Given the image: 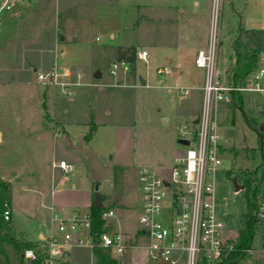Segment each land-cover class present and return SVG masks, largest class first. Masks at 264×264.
Wrapping results in <instances>:
<instances>
[{"label": "rangeland", "instance_id": "374dc122", "mask_svg": "<svg viewBox=\"0 0 264 264\" xmlns=\"http://www.w3.org/2000/svg\"><path fill=\"white\" fill-rule=\"evenodd\" d=\"M116 1L14 0L11 10L0 11V130L12 133L10 141L0 144V158L5 175L17 173L19 180L9 185L14 216L17 225L29 231L33 239L38 226L46 228L45 222L55 228L48 219V205L69 215L73 210L86 211L87 201L95 197L84 154L71 148L68 141V135L76 139L77 135L92 133L88 144L101 162L113 167L110 178L97 190L103 206L115 212L108 222L114 230L132 235V245L125 254L111 252L112 256L121 264H166L149 261L142 247L145 239L133 236L140 228L138 172L145 167L167 171L174 154L184 151L179 134L197 130L192 118L201 110L202 91L185 74L189 91L179 94L155 69L166 64L167 58L159 49L165 42L189 39L191 45L207 49L213 0L209 11L200 7L196 12L178 14L172 10L170 18L154 22L145 20L143 7L133 9L127 6V0ZM245 2L220 0L217 60L221 69L234 55L232 33L240 25L239 12ZM13 12L17 14L12 16ZM135 21L138 45L150 53L148 64L139 60L135 45L122 47L118 44L121 38L112 41L107 35L108 28L122 30L123 25ZM246 33L239 36V48L252 39ZM57 34L66 35V39L57 40L54 55L52 38ZM152 41L157 43L156 48L149 46ZM256 52L260 53L259 48ZM119 61H125L130 69L112 75L110 66ZM54 66L81 71L79 84L71 85L70 94L37 79V73H46ZM259 68L264 69V63L256 62L254 69ZM96 72L101 73L99 78ZM192 72L200 85L203 70L194 66ZM140 74L147 79L145 85L138 80ZM224 74L227 77V69ZM71 80L77 82L75 77ZM241 93L242 107L226 100L216 104L215 110L218 133L228 143L220 146L222 164L213 173L214 207L233 238L244 227L246 212L245 191L236 192L234 181L243 186L248 179L259 186L264 182V139L261 149L257 132L247 123V118L254 115L264 124V92ZM164 116L171 117L166 124L161 122ZM61 159L72 164L71 172L51 170V161ZM54 174L55 180H60L49 196ZM261 230L262 226L256 224L253 248L259 246ZM91 251L73 247L75 264H96ZM0 264H5L3 256ZM239 264H264V253H248Z\"/></svg>", "mask_w": 264, "mask_h": 264}, {"label": "built area", "instance_id": "2783aa9c", "mask_svg": "<svg viewBox=\"0 0 264 264\" xmlns=\"http://www.w3.org/2000/svg\"><path fill=\"white\" fill-rule=\"evenodd\" d=\"M2 7L9 8L8 0ZM221 8L220 0H213L210 14L209 42L206 50H199L194 58V66L204 71L201 86L202 107L195 122V132L181 131L179 139L188 141L184 151L177 155L167 174H159L154 169L142 168L138 172L140 212L135 236L145 239L146 257L152 262L166 264H220L235 251L234 238L225 230V224L217 217L214 207L213 173L222 164L220 146L225 143L218 133L215 119L216 104L231 100L235 92H263L261 81L264 69H252L237 83H230L218 67L220 41ZM139 60L149 63V52L140 48ZM130 69L125 61L112 62L110 73H126ZM156 74L164 79L174 72L170 64L158 66ZM82 74L57 66L46 73H37L39 81L58 85L63 93L70 94L71 85L79 84ZM75 77L76 81L71 79ZM179 94H187L185 87L175 84ZM53 167L63 173L72 171V164L65 160L54 161ZM51 210V222L56 224L44 240L47 245L42 264H61V255L69 248L85 247L92 249L98 245L119 256L131 247V237L119 230H102L92 233L90 211L73 210L69 215L55 206ZM257 224L262 226L258 248L245 250L246 254L264 253V182L259 186ZM11 216L10 209L4 211V218ZM115 216L113 209H103L101 218L108 220ZM24 259L34 264L38 256L33 249H25Z\"/></svg>", "mask_w": 264, "mask_h": 264}, {"label": "crops", "instance_id": "0c3cea01", "mask_svg": "<svg viewBox=\"0 0 264 264\" xmlns=\"http://www.w3.org/2000/svg\"><path fill=\"white\" fill-rule=\"evenodd\" d=\"M3 1L4 0H0V11H3L4 9L11 10L14 7V0H8V5L10 6L9 8L2 7ZM118 1L119 0L116 1L117 2L116 4H118ZM211 1L212 0H127L126 3H127V6H130V8H133V9L143 7L147 12L146 15H143L145 20H148L150 22H154L157 20H165V19L170 18L169 13L172 10L177 11L178 14H181L184 11L188 12V10H190L192 12H196L200 7L205 8L206 10L208 9V11H209L210 7H211ZM16 14L17 13L13 12L11 15L15 16ZM239 17H240V25H239L238 29H236V32L232 33L233 37L237 36V33H238L237 37L239 40V36H241V34H243V32H247L246 33L247 36H252V39H250V42L245 44V47L239 48V50L242 52H247V51L254 52L257 56L256 62L259 61V62L264 63V0H246L241 11L239 12ZM137 22L138 21H135L133 23V25H129V26L123 25L122 30H121V28H118V29H113L112 27L108 28L107 29V35L109 37V40L116 41L117 39L121 38V40L119 41L118 44H120L122 47H126L129 45H135L137 48L136 51H138V49H140V48L146 49L148 51V49L146 47H142V46L138 45L139 41L137 39V27H138ZM209 28H210V26H209ZM250 29H252L253 32H251ZM64 31L66 32V29H64ZM65 32H64V34H65ZM251 33H254V34H251ZM60 36H61L60 34H57V35H53V38H52V42L54 44V48L52 49V51H53L54 55L56 54L55 53V47L57 44V40H65L66 39V35L63 37H60ZM233 37H232V41H233ZM166 41H168V40L166 39ZM156 44H157L156 42L152 41L149 44V46L151 48H156V46H157ZM165 44L166 45L161 46L159 49H161L164 52V56H165V58H167L165 60L166 64H170V62H172V60H173V65H171V64L170 65L174 67V72L170 76L165 78L164 82L171 81L172 82L171 86L173 89H174L175 84H177L179 86L185 87L187 89V91H189V89L187 88V84L184 80V75L187 74L188 80L189 81L192 80L193 82H195L196 87H198V89L201 90V86H202L203 80H204V73H203L202 82L200 85H198L197 78L194 76V74L192 72V69L194 67V63L192 60H194L197 52L199 50H201L202 48L191 45V43H189V39H185L184 41H176L175 43H169V44L165 42ZM256 48L257 49L259 48L260 53L257 54ZM47 50L49 51L51 49H47ZM149 56H150V53H149ZM232 59H234V55L229 58V61H228V64L226 65V67H224L223 69L219 68L221 70V72L224 73V71L228 68L230 61ZM149 61H150V57H149ZM218 67H219V65H218ZM51 69H53V67H51L49 70H51ZM97 73H99L101 76L100 72H96L95 77H96ZM121 73H123V72H121ZM139 76H142L147 83V79L143 75L140 74ZM139 76H138V80H139ZM99 77H96V78H99ZM262 81H263L262 83H263V88H264V78H262ZM256 93H262V92H256ZM42 99H43V97L41 98V100ZM243 102H244V99H243ZM199 115H200V112L195 118H192L194 120V122L197 121V118L199 117ZM170 119H171V117L169 118V120ZM169 120H168V122H169ZM11 135H12V133L10 131L5 132L3 130H0V144H3L4 142L10 141V139L12 138ZM68 136L70 137V140L72 141L71 144H73V145L78 143L79 138L81 136L84 137L85 142L88 144V140L91 138L92 133H90L88 135H84V134L77 135L76 139L75 138L73 139V137H71L70 135H68ZM225 143H228L227 139L225 140ZM177 155H179V154L175 153L173 159L169 160V168L171 167L173 160ZM61 160H63V159H61ZM83 160H84V166L86 167V170L88 171V167L86 165V161H85L84 157H83ZM53 162H54V160L51 161V170L55 171V169H57V167L52 166ZM3 163H4L3 159L0 158V176H1V178L4 179L8 183V185H10L14 181L19 180L17 173H15V171H12V173L8 176L5 175ZM169 168L167 171H162V172L157 171V170H155V171L158 172L159 174H167L169 171ZM112 170H113V167H112ZM59 171L62 172L60 169H59ZM59 180H60V178H58V180H55V174H54V180H53L54 182H53V185L51 186V191L49 193V196L51 193H52V195L55 193L54 189L58 186ZM92 183H93V181H92ZM24 186H28V185L24 184ZM73 187H74V185H73ZM37 189H38V187H37ZM51 197H50L49 202H51V199H52ZM87 202H88L87 203L88 209L86 211H89L91 204L94 202V196H92V199L91 200L89 199V201H87ZM102 202H103V200H102ZM102 202H101V205L103 206ZM50 206L51 205H48L47 209L49 210L48 219L51 221V210L49 208ZM57 208H59V207H57ZM9 209L11 211V220H12V224H13L14 228L17 231L23 232L24 235L28 239H30L32 241H37V240L38 241L39 240L44 241L48 237L51 228H49V226H47V223L45 222L43 226H46V228L42 230V228H41L42 225L38 226V228L36 230V236L37 237L33 238V239L30 238L29 231H25L17 225L16 219L14 216V208L12 206V201H10V208ZM103 209H105L104 206H103ZM86 211H84V212H86ZM119 231H121V230H119ZM136 231H135V233H136ZM121 232H123V231H121ZM123 233L126 234V236L132 237V235L129 232H123ZM135 233L133 234V236H135ZM135 237H140V236L136 235ZM144 243L142 244L143 248H144ZM74 247H77V246H74ZM72 248L73 247L67 249L63 253L64 256H63V259L61 260V263L62 262H68L69 264H75V256H73V254L71 252ZM78 248L86 249L85 247H78ZM144 250H145V248H144ZM7 251L9 253L10 264H17L16 260L12 257V254H10V251L8 249H7ZM91 252L93 254V251H91ZM145 253H146V250H145ZM94 260H95V257H94ZM95 263H96V261H95ZM23 264H31V262L25 259Z\"/></svg>", "mask_w": 264, "mask_h": 264}, {"label": "trees", "instance_id": "16d2710c", "mask_svg": "<svg viewBox=\"0 0 264 264\" xmlns=\"http://www.w3.org/2000/svg\"><path fill=\"white\" fill-rule=\"evenodd\" d=\"M232 46L234 49V59L230 61L227 68V80L230 83H237L240 78L250 72L257 60V56L254 52L247 51L242 52L239 50L238 37H233ZM231 101H233L236 107L243 105V95L241 92H235L232 94ZM249 127L258 131L259 126L262 125L257 117L250 116L247 118ZM264 125V124H263ZM264 139V131L261 132ZM259 137V136H258ZM94 183V182H93ZM95 184V183H94ZM246 194V212L244 215V227L241 228L235 235V251L231 252L225 260L220 264H239L240 261L247 257L245 250L250 248L254 235V228L257 224L255 210L257 207V199L259 193V184H253L252 180H247L244 188L242 189ZM103 197L101 196V202ZM11 196L9 194L8 183L0 176V257L3 256L5 264H10L9 248L12 257L16 260L17 264H23L24 258L22 253L25 249H33L38 260L34 264H42L44 257L46 256V242L43 240L32 241L28 239L23 232L17 231L11 220L4 218V211L10 208ZM103 206L97 207L93 202L90 206V213L92 215V233L97 235L102 230H112L111 223L106 225V222L101 218V212ZM93 255L95 257L96 264H121L119 260L114 258L111 252L101 246H94L92 248ZM62 264H69L68 262H62Z\"/></svg>", "mask_w": 264, "mask_h": 264}, {"label": "water", "instance_id": "95a60500", "mask_svg": "<svg viewBox=\"0 0 264 264\" xmlns=\"http://www.w3.org/2000/svg\"><path fill=\"white\" fill-rule=\"evenodd\" d=\"M99 76L100 74L97 73L96 77H99ZM139 81L142 85L146 84V81L142 76H139ZM168 120L169 118L166 116L161 118V122L163 124H166ZM263 130H264V125L262 124L259 126L258 131H256L260 139L261 149L263 147V136L261 135V132ZM68 141L70 144L72 143V141L69 138H68ZM178 141L183 146L188 145L187 140L179 139ZM70 147L83 152L86 165L88 167V171H87L88 177L95 183L94 187H95L96 193L94 197V203L96 204L97 207H100L101 206V195L97 192L98 186L102 181L110 178L111 172H112V164L111 163L105 164L101 162L98 159L97 154L94 152L93 148L85 142V139L83 136L79 138V141L77 144L75 145L71 144ZM234 188H235V191L237 192L239 190H242L244 186L239 185L236 181H234Z\"/></svg>", "mask_w": 264, "mask_h": 264}]
</instances>
